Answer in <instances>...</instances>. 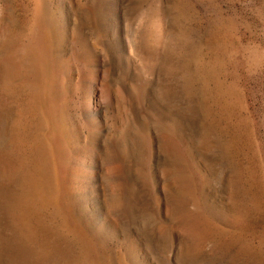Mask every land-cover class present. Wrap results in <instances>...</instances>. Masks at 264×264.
<instances>
[{"label":"rangeland","instance_id":"obj_1","mask_svg":"<svg viewBox=\"0 0 264 264\" xmlns=\"http://www.w3.org/2000/svg\"><path fill=\"white\" fill-rule=\"evenodd\" d=\"M0 264H264V0H0Z\"/></svg>","mask_w":264,"mask_h":264}]
</instances>
